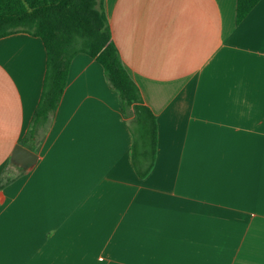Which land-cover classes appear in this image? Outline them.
Masks as SVG:
<instances>
[{
  "label": "crops",
  "instance_id": "obj_1",
  "mask_svg": "<svg viewBox=\"0 0 264 264\" xmlns=\"http://www.w3.org/2000/svg\"><path fill=\"white\" fill-rule=\"evenodd\" d=\"M236 8L104 0L157 118L143 179L131 109L96 60L73 59L57 110L29 137L47 51L27 33L0 38V264H264V0L239 24Z\"/></svg>",
  "mask_w": 264,
  "mask_h": 264
},
{
  "label": "trees",
  "instance_id": "obj_2",
  "mask_svg": "<svg viewBox=\"0 0 264 264\" xmlns=\"http://www.w3.org/2000/svg\"><path fill=\"white\" fill-rule=\"evenodd\" d=\"M259 1L237 0V24ZM18 32L41 38L47 51L43 92L29 137L44 128L53 116L63 96L71 62L85 53L103 67L110 87L122 99L124 110L131 109L132 164L137 176L146 178L157 157V118L124 67L113 41L104 0H0V38ZM9 182L10 179H4L0 189Z\"/></svg>",
  "mask_w": 264,
  "mask_h": 264
},
{
  "label": "water",
  "instance_id": "obj_3",
  "mask_svg": "<svg viewBox=\"0 0 264 264\" xmlns=\"http://www.w3.org/2000/svg\"><path fill=\"white\" fill-rule=\"evenodd\" d=\"M14 157L18 161L24 162V164L29 165L33 164L36 160V154L30 151L29 149L23 147L22 145H18L14 150Z\"/></svg>",
  "mask_w": 264,
  "mask_h": 264
}]
</instances>
